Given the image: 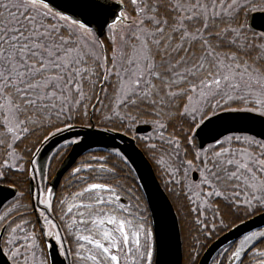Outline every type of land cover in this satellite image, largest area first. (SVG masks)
Returning <instances> with one entry per match:
<instances>
[{"label":"snow or ice","instance_id":"snow-or-ice-1","mask_svg":"<svg viewBox=\"0 0 264 264\" xmlns=\"http://www.w3.org/2000/svg\"><path fill=\"white\" fill-rule=\"evenodd\" d=\"M157 179L185 264L264 218V0H0L6 264H171ZM213 264H264V227L229 238Z\"/></svg>","mask_w":264,"mask_h":264},{"label":"water","instance_id":"water-1","mask_svg":"<svg viewBox=\"0 0 264 264\" xmlns=\"http://www.w3.org/2000/svg\"><path fill=\"white\" fill-rule=\"evenodd\" d=\"M64 135L68 134L65 133ZM62 139V136L55 137L44 146L42 152L40 153V162L42 165L56 150V148L59 146V142L62 141ZM116 144L121 148V150H127L128 152L133 153L137 162H140V155L137 154L139 153V149L136 147V143L134 141L126 137L123 138V141H121V138L117 137ZM109 146L110 145L107 143H100L94 144L92 147L95 149L106 150ZM86 151L87 149H83L80 147L75 148V150L68 155L65 164L60 165L58 171L51 180V185L54 187L55 190L59 186L62 177L67 172V166L73 163L76 159H79V157L85 154ZM137 171H144L145 174H147V169L144 167L143 164H141V168ZM157 185H159L158 179L154 184H151L150 187L153 193V199L155 200L157 207L159 208L163 206V212L161 213L158 222L162 224L164 230L170 235L172 240L173 251L169 259L171 261V264H182L183 243L179 218L173 206V203L167 196V193L162 187L158 188ZM260 227H264V218L255 217L254 219H249L246 224L241 225L239 228L234 229L232 232H224L207 247V249L204 251L199 260V264H211L220 249L223 246L227 245L229 238L234 240L236 239L237 235L244 232L246 229H257ZM61 261L62 258H57V264H61ZM0 264H6V261L2 257H0Z\"/></svg>","mask_w":264,"mask_h":264},{"label":"trees","instance_id":"trees-1","mask_svg":"<svg viewBox=\"0 0 264 264\" xmlns=\"http://www.w3.org/2000/svg\"><path fill=\"white\" fill-rule=\"evenodd\" d=\"M97 151H102V150H104V149H96ZM59 168V167H58ZM58 170V169H57ZM57 170L55 171V173L57 172ZM54 173V174H55ZM67 174V173H66ZM65 174V175H66ZM64 177V176H63ZM63 183V178H62V180H61V182H60V184H59V186H58V188H57V191H59L60 190V185ZM176 210V209H175ZM177 212V211H176ZM177 215H178V217H179V221H180V228H181V235H182V242H183V263L182 264H185V249H184V233H183V231H182V227H183V221H182V219H181V217H180V215L177 213ZM224 232H222V233H220V235L221 234H223ZM219 235V236H220ZM216 239V238H215ZM215 239H213L212 241H210L209 243H208V246L215 240ZM207 246V247H208ZM207 247L202 251V253H201V256H202V254L204 253V251L207 249ZM201 256H200V258H201ZM217 256V255H216ZM200 260V259H199ZM211 264H213V261H212V263Z\"/></svg>","mask_w":264,"mask_h":264}]
</instances>
